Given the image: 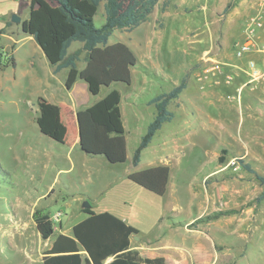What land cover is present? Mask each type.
Returning <instances> with one entry per match:
<instances>
[{
	"label": "rangeland",
	"instance_id": "obj_1",
	"mask_svg": "<svg viewBox=\"0 0 264 264\" xmlns=\"http://www.w3.org/2000/svg\"><path fill=\"white\" fill-rule=\"evenodd\" d=\"M237 1L185 0L179 4V0H160L157 9L138 28L113 32L109 42L141 35L142 39L149 38V56L142 61L153 74L168 80L159 81L135 67L130 86L116 85L122 97L129 161L113 165L102 156L85 154L79 148L80 140L68 145L70 134L80 138V131H72L68 112L49 103L45 94H53L56 100L70 99L64 86L66 76H51L39 47L21 31V22L29 14L28 0H0V264H42L44 241L32 226L34 212L49 216L54 229H58L60 222L66 230L84 217L79 211L84 203L94 213L127 217L147 252H162L170 249L167 243L179 242L184 243L189 264H209V260H215L213 264H264V201H254L259 182L251 172L242 169L241 159L225 158L220 164L221 172H227L229 188L240 186V174H252L257 185L249 189V198L233 201L222 196L215 200L214 212L199 216L204 206L200 180L208 169L204 165L209 157L207 152L222 146L236 154L249 150L255 155L256 172L264 174V139L253 137L262 134H247L253 131L247 109L250 98L244 97L243 103L234 98L231 106L223 110L227 133L215 132L200 123L187 137L177 138L179 149L174 151L172 187L167 196L155 195L124 176L141 137L154 119L155 108L149 104L150 99L186 79L189 85L203 84L197 81L199 67L186 76L192 59L199 51L217 47L221 41L232 45L240 40L249 15L231 16ZM13 15L20 22H12ZM94 23H103L102 5ZM80 45L72 43L69 51H80ZM84 64L85 53L80 52L78 69ZM105 91L102 88L101 94ZM91 98L90 94L80 97L84 102ZM193 99L204 122L207 112L214 110L201 104L196 94ZM50 107L58 108V122L66 134L67 145L42 136L37 128L36 118ZM168 110L177 111L171 103ZM175 116L173 122L162 125L150 147L142 151L140 165L158 159L167 132L182 126L183 119L177 113ZM76 119L77 128H85L83 108L77 111ZM257 131L256 128L254 132ZM56 213L60 214L59 221L53 220Z\"/></svg>",
	"mask_w": 264,
	"mask_h": 264
},
{
	"label": "trees",
	"instance_id": "obj_2",
	"mask_svg": "<svg viewBox=\"0 0 264 264\" xmlns=\"http://www.w3.org/2000/svg\"><path fill=\"white\" fill-rule=\"evenodd\" d=\"M160 0H28L29 14L21 22V31L32 37L45 58L54 67V73L67 69L64 86L70 90L77 81L87 85L91 96H98L102 87L120 83L131 84V70L138 67L148 75L156 74L142 67L134 52L124 43L109 44L115 30L127 31L146 22ZM102 5L103 23L96 26L94 18ZM166 7V2L163 3ZM82 44L80 51L68 54L72 43ZM80 52L85 53V64L78 69ZM11 64L13 60L10 59ZM183 83L169 92H162L150 103L155 107L154 119L148 124L139 145L132 156V165L140 161V155L151 142L155 133L173 115L167 110L168 103L176 99L183 89ZM121 94L109 91L103 98L89 106L85 113V128H80L81 147L91 155L102 156L110 164L126 161L125 130L120 111ZM41 134L57 143L65 144V133L58 122V108L41 111L36 118ZM221 151L219 162L223 163ZM169 169L166 166L147 168L131 172L126 178L135 185L164 196ZM263 187L254 201L264 200V175L254 173ZM88 215L72 229V236L58 235L51 248L44 252L42 264H166L162 257L142 258L130 250V236L137 235L136 228L108 212L94 213L90 208L82 209ZM219 215V214H216ZM215 215V216H216ZM33 222L39 236L47 240L53 235V224L47 215L35 211ZM81 251L86 253L82 257ZM112 258L108 263L106 259Z\"/></svg>",
	"mask_w": 264,
	"mask_h": 264
},
{
	"label": "crops",
	"instance_id": "obj_3",
	"mask_svg": "<svg viewBox=\"0 0 264 264\" xmlns=\"http://www.w3.org/2000/svg\"><path fill=\"white\" fill-rule=\"evenodd\" d=\"M255 0H238L237 3L232 7L231 10V16L239 17L241 18L244 14L250 15L253 10V5H254ZM160 2V1H159ZM158 2V4H159ZM185 0H179V4H184ZM158 4L156 5L158 7ZM155 6V7H156ZM156 7V9H157ZM155 11V8H154ZM169 17V15L167 14ZM166 17V16H165ZM248 17V16H247ZM140 26V25H139ZM138 26V27H139ZM236 23L232 21V27L235 28ZM137 27V28H138ZM136 29V28H135ZM244 32V31H243ZM144 35H141V37L137 38H128V40H115L114 42H109V44H114L116 42H121L127 45L136 55L139 64L146 68L149 72H151L143 63L142 58L143 57H148L149 55L147 53L150 52L151 49V41L148 40L149 38L142 39ZM30 40L33 41L32 37H30ZM240 40L237 42H240L243 38V33L239 34ZM260 41L264 42V35H260ZM34 42V41H33ZM234 41L232 45H230L227 41H221L217 47L209 48L207 50L199 51V54L196 55L192 61L190 62L188 69L185 71L188 76L192 69L199 67L200 71L201 68L204 65L203 60L205 58H210L213 60H217L221 63L224 64V73L223 75L216 76L214 78H209L207 79L203 84L197 85L196 83L188 84V82H182L183 83V89L181 93L178 95L176 99L171 100L169 103L173 105V107L176 108V112L172 111V119L169 122H173L175 120V114L177 113L178 118H182V126L177 127V128H171L169 132H167V141H162L163 149L159 147V158L155 159L148 165H140V161L136 166H133L131 164L130 168H128L124 176L126 177L129 173L131 172H136V171H141L147 168H153L157 166H166L169 169V175H168V182H167V188L164 196H167L170 192V188L172 187L171 180H173L172 175H171V166L173 163V157H174V151L179 149L177 146V138L179 136L187 137L188 134H191V130L193 128H196L200 123L202 125H205L208 127V129H212L215 132L219 133H227L228 131V124L226 122V118H224L223 115V110H225L227 107L231 106V100L236 98L239 102L243 103V99L245 98H250L251 100L249 101L250 104L247 105V109L249 112L248 117L251 119V126H252V132L247 133V134H262V135H254L253 137L256 139H264V125L262 127L260 126L261 122H264V79L256 82L254 84H249L248 83V63L249 61L253 60L255 61L260 67L264 68V57L260 54L256 53H250V54H244L241 58H236L234 56L233 50H234V45L237 43ZM81 44V43H80ZM82 48V44L80 45ZM40 49V48H39ZM41 51V50H40ZM42 52V51H41ZM73 51H69L68 49V54H72ZM43 54V53H42ZM44 56V54H43ZM45 57V56H44ZM46 59V58H45ZM46 64L48 65V70L51 76H56L60 73H64L65 76H67V69H61L57 73H54V67L49 64V62L46 59ZM84 66H82L83 68ZM81 68V69H82ZM230 74L232 76V81L230 83H225L224 81V75ZM131 75H132V70H131ZM199 75V74H198ZM197 75V76H198ZM158 76V75H157ZM159 78L162 79V81H167L166 79L158 76ZM66 79V78H65ZM120 83H115L112 84L110 87H102L105 88L106 91L98 96H92L91 99H88L87 102H84L80 99V97L86 98L88 93L87 90V85L80 80H77L73 86L71 87L70 90L66 91L70 93V99H60L56 100L55 97L52 95H49L48 92L45 94L48 95L46 96V100L49 103H52L54 105H58L62 107L63 109L68 112V117L69 121L71 122L70 128H72L73 132L79 131L80 129L77 128V119H76V114L77 111L80 108H83V113H85L86 109L91 106L93 103L96 101L100 100L103 98L109 91L116 89V85ZM181 84V83H180ZM179 85V84H178ZM177 85L173 84L172 88ZM48 88V86H46ZM101 88V89H102ZM170 91V90H169ZM167 91V92H169ZM185 93V97L183 96ZM200 100L201 104L204 103L206 108H212L214 110V113H209L207 112L206 114V119L204 122L200 119L198 113L199 109H197V104L195 103L193 96H195ZM159 95V94H158ZM157 96V95H156ZM155 96V97H156ZM154 98V97H153ZM151 98L150 101L153 99ZM149 101L150 105L151 104ZM121 102H122V97H121ZM120 102V111H121V118H122V123L124 126L125 130V140H126V161L123 163H128L129 161V156H128V143H127V130L124 125V120H123V109L122 105ZM168 103V105H169ZM168 105H167V110H168ZM154 106V105H153ZM155 108V107H154ZM169 111V110H168ZM170 112V111H169ZM168 123V122H166ZM38 128V127H37ZM258 129L257 132H254ZM157 133V132H156ZM155 133V134H156ZM41 134V133H40ZM44 137H47L43 134H41ZM81 136V134H80ZM155 136V135H154ZM153 136V138H154ZM70 139L71 143L68 144L66 143V134H65V144H60V145H73V144H78L75 143L76 141L80 140L81 142V137L79 138L77 134H70ZM49 138V137H47ZM74 138V139H73ZM152 138V140H153ZM52 140L51 138H49ZM151 140V142H152ZM55 142L54 140H52ZM151 142L148 144V146L145 148L147 149L150 147ZM57 143V142H55ZM160 144V143H159ZM158 144V145H159ZM79 148L83 150L81 147V144L79 145ZM144 150V149H143ZM142 150V151H143ZM225 150V153L222 154L223 160H227V158H239L241 159L244 168L242 167L243 170H245L248 174L251 172L253 175L254 173H257L258 175L263 176L264 174H259L256 172L255 166L253 164L255 163V155L254 153H251L249 150H246V152L243 153H234L230 149L226 147H218L216 148L213 152H207L209 157L204 161L205 167L208 166V169L206 172L201 176V182L204 191L202 194V202L204 203V206L199 214L201 216L203 213H211L216 210L214 208V203L217 198H221L222 196H229L233 201H244L249 198V189L253 186L255 187L257 184H255L253 180V175L250 174L252 177H249L247 174H240L241 180L239 181V185H231L230 188L227 185L228 180L225 178V174L227 173H222L221 172V163L219 162V157L221 156V151ZM83 152L87 155L90 156H95L87 153L86 151L83 150ZM142 153V152H141ZM141 157V155H140ZM260 188L257 191V194H259L262 191L261 185L258 184ZM255 189V188H254ZM264 201V200H263ZM82 207L79 209L81 213H83L84 217L80 219L77 223L83 221L88 217L86 213L82 211ZM102 213V212H101ZM59 214V213H56ZM98 214V213H96ZM114 215V214H113ZM116 216V215H114ZM60 217V214H59ZM120 220H122L125 224L130 225L129 219L125 216H116ZM52 218V217H51ZM191 220L189 221V223ZM58 229H54L53 235L48 238L47 240H43V253L40 255V259L42 262V258L44 256V252L49 250L56 239L58 235H64L71 237L72 236V229L73 227L77 224H73L71 227H69L66 230H63L61 228L60 222H57ZM25 227H29L28 225L24 224ZM32 226L34 227V222L32 221ZM131 226V225H130ZM133 227V226H132ZM54 228V227H53ZM38 233V232H37ZM39 235V234H38ZM40 237V236H39ZM41 238V237H40ZM130 250L136 251L140 257L142 258H157V257H162L165 259L166 264H189V260L187 257V250L184 246V243H176L172 244L167 243V248L165 251L162 252H157V253H152V252H147L142 248V245L139 241V236L137 235H131L130 236ZM171 246L173 248H171ZM148 247V246H147ZM82 257H86V253L84 251L80 252ZM112 260V258L106 259L104 263H108ZM215 261V260H214ZM213 260H209V264L214 263ZM202 262V261H201ZM200 264V262H199ZM202 264H205L203 262Z\"/></svg>",
	"mask_w": 264,
	"mask_h": 264
},
{
	"label": "built area",
	"instance_id": "obj_4",
	"mask_svg": "<svg viewBox=\"0 0 264 264\" xmlns=\"http://www.w3.org/2000/svg\"><path fill=\"white\" fill-rule=\"evenodd\" d=\"M260 35H264V0H255L252 13L246 21L243 38L234 45V56L241 58L244 54L256 53L264 57V42L260 41ZM204 65L197 76L198 82H205L209 78L223 75L224 64L210 58L203 60ZM264 79V68L255 61L248 63V83L254 84ZM225 83L232 81L230 74L224 75ZM54 221H59V214L54 215Z\"/></svg>",
	"mask_w": 264,
	"mask_h": 264
},
{
	"label": "water",
	"instance_id": "obj_5",
	"mask_svg": "<svg viewBox=\"0 0 264 264\" xmlns=\"http://www.w3.org/2000/svg\"><path fill=\"white\" fill-rule=\"evenodd\" d=\"M11 21L14 22V23H18V22H20V18H18L16 15H13V16L11 17ZM82 208H83V209H89L90 206H89L88 204L84 203V204L82 205Z\"/></svg>",
	"mask_w": 264,
	"mask_h": 264
}]
</instances>
